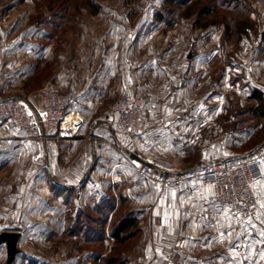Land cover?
<instances>
[{"label": "rangeland", "instance_id": "374dc122", "mask_svg": "<svg viewBox=\"0 0 264 264\" xmlns=\"http://www.w3.org/2000/svg\"><path fill=\"white\" fill-rule=\"evenodd\" d=\"M126 58L132 60V73L139 64L145 70L140 88L118 91L115 98L101 100L99 109L79 101L73 110H80L86 123H95L112 114L120 96L132 93L145 96L149 110L173 112H153L141 135L137 129L128 146L117 149L140 180L146 179L130 160L135 153L154 168L178 172L245 154L264 142V117L253 112L257 100L233 95L264 88V0H0V91L5 97L35 100L48 82L80 90L83 97L103 62ZM222 76L227 78L220 82ZM236 76L242 78L233 82ZM55 146L51 157L68 167L74 153ZM27 150L19 149L14 161L0 162V234L21 232L13 261H8L7 245L0 244V264L90 263L98 252L109 257L111 230L128 214L136 216L139 190L126 191L135 199L118 190L120 205L104 227L108 236L102 243L91 242L86 232L97 226L98 217L91 185L69 192L78 181L68 179L70 170L64 178L58 171L51 175L49 161L33 160ZM256 185L261 198L256 227L236 239L235 260L227 264H264V237L259 235L264 232V182ZM151 196L147 204L155 201ZM137 226L131 239L114 243L113 254H136L134 249L142 246Z\"/></svg>", "mask_w": 264, "mask_h": 264}, {"label": "crops", "instance_id": "0c3cea01", "mask_svg": "<svg viewBox=\"0 0 264 264\" xmlns=\"http://www.w3.org/2000/svg\"><path fill=\"white\" fill-rule=\"evenodd\" d=\"M211 50L212 48L209 49V51ZM189 57L191 58V56ZM131 62L130 58H126L122 62L116 60V62L111 64L103 62L100 72L97 73L95 79L91 80L88 91L87 89L83 91L80 103L85 106L94 104L96 109H99L100 105L98 104L101 103V100L105 101L109 98H115L118 91L125 92L131 85L140 88L141 84H144L141 82V73L144 71L145 74V70H141L140 67L142 65L139 64L137 66V69H139L132 73L129 69L132 65ZM106 66H108L107 69L105 68ZM223 77L224 79L227 78V76L220 77V82H222ZM238 78L237 76L234 77L233 82ZM188 80L192 79L186 76V81ZM258 89H261L264 95V88L259 87ZM215 92L221 95V91ZM162 93L160 92L157 96L159 99H162ZM174 94L172 92V98ZM242 94L247 98H251L253 92L248 90L246 92L238 91L233 93L234 98H241ZM166 109L160 107L152 111L148 108L146 116L149 120L153 112L157 116L168 113L173 114V112L167 113ZM169 110H173V108H169ZM78 112L81 111L79 110ZM80 116L83 117L81 113ZM102 116L97 117L95 123L84 122L76 132V135L72 137L60 140L48 139L40 145L26 139L21 132L8 125L3 129L6 137L0 141V162L5 160V163L10 160L14 161V157L19 154L18 150L21 148L28 149L29 154L41 151L44 153L41 159L49 161L48 171L51 175L58 171L60 176L62 175L61 177L64 178L67 177L70 170L71 174L68 179L73 177L78 180L71 187L74 190H68L69 192H84L91 185L88 190L92 191L95 202L98 204L108 199H114L115 211L120 205L118 190L125 192L128 190V192L139 190L137 194L138 206H135L133 211H136L141 234L139 241L142 246L134 249L136 254L133 256L131 255L132 252H125V250L120 255L124 260H130L132 264H135V262L137 264H146L147 262L165 264V258L161 252V240L163 238L171 239L181 244V247L177 248L171 264H227L231 260V262H234L235 258L232 252L235 248H233L232 244H235L236 239L241 238L244 231L249 232L251 228L256 227V219L242 222L235 218L230 207L219 204L214 200L213 188L208 184L199 183L195 186L192 194H187L183 191L162 188L153 181L140 180L136 172L131 170L124 163V160L122 161L118 156L117 147L112 144L114 141L111 132L114 121L113 114L105 115L106 118ZM142 127V125L138 126L139 133L137 135H141ZM56 144L64 147V153H74V160L68 167L61 165L63 164L62 161H57L56 157L52 158V154L48 153L50 148H56ZM55 153H57V148ZM132 157L152 166L147 157H143L138 153L132 154ZM221 159L224 158H217V160ZM158 168L160 170L163 169L162 171H170V169L168 170V168H164L161 165L156 169ZM257 173L256 184H260L264 182V166ZM79 182L81 184L78 187L77 184ZM79 188L80 190H77ZM110 190H114V194ZM128 192L124 193V195H129L132 199H135ZM150 196L155 201L151 202L149 200L150 202L147 204ZM261 204V207H264V203L262 202ZM67 209L66 206L64 211ZM113 212L111 211L106 220L108 223L112 220ZM106 236L108 235L106 234ZM108 238L111 239L109 242L116 243L112 233ZM113 244L110 247L112 251L115 248V244ZM148 248H150V251L155 248L153 255L148 253ZM104 255H101V257H104ZM130 262L126 263L129 264ZM86 263L88 262H78V264Z\"/></svg>", "mask_w": 264, "mask_h": 264}, {"label": "built area", "instance_id": "2783aa9c", "mask_svg": "<svg viewBox=\"0 0 264 264\" xmlns=\"http://www.w3.org/2000/svg\"><path fill=\"white\" fill-rule=\"evenodd\" d=\"M81 98L80 90H63L54 82H48L39 90L35 100L5 97L0 91V141L5 139L3 129L8 125L38 145L48 139L74 136L85 118L79 115L74 123L75 128H65L63 124L67 114ZM148 107L145 96L132 93H124L113 104L112 144L117 149L128 146L138 126L148 123ZM48 153L55 154V149L50 148ZM42 156L41 151L36 152L33 160H39ZM130 160L146 180L187 194H192L199 183L208 184L213 188L214 200L230 207L240 221L249 222L256 218L261 202L256 187L257 172L264 166V142L245 154L211 160L178 172H164L141 161L138 164L135 158ZM178 246L174 240H161L165 264L172 263Z\"/></svg>", "mask_w": 264, "mask_h": 264}, {"label": "trees", "instance_id": "16d2710c", "mask_svg": "<svg viewBox=\"0 0 264 264\" xmlns=\"http://www.w3.org/2000/svg\"><path fill=\"white\" fill-rule=\"evenodd\" d=\"M159 18H162V15L159 14L158 15ZM250 29V28H249ZM240 32L242 33H247L248 29L245 27L240 26L239 27ZM253 99L257 100V104L255 106V108H253V112L259 114V116L264 117V95H263V91L259 90L258 88H256L253 91V95L252 97ZM115 200L114 199H108L103 201L102 203H98L96 206V210L98 212V217L96 219H94L95 224L97 225L96 227L93 226H89V231L86 232V239L90 240L91 242L93 241H97V242H101L104 239V237L106 236V232L104 227L106 226V220L109 216V214L111 213V211L114 213L117 211H115ZM113 217V216H112ZM136 216L133 213L128 214V216L126 218H124L123 220H121L115 228H112L111 233L114 235L115 239H116V245L121 244L123 242H125L128 239H131L132 236L134 235V229L137 226V220L135 218ZM113 220H111L110 223H112ZM138 227V226H137ZM133 230V232H132ZM137 232H139L140 234V229L139 227L135 230ZM116 252V249L114 248V250L112 251L113 253ZM121 251V248H120ZM110 254L109 257L104 256L101 257L102 254L95 253L94 256L92 257V262L90 264H101L102 262H104V264H116L115 261L121 258L119 255L117 254ZM99 261V262H98ZM126 260H122V262H119L117 264H124Z\"/></svg>", "mask_w": 264, "mask_h": 264}, {"label": "water", "instance_id": "95a60500", "mask_svg": "<svg viewBox=\"0 0 264 264\" xmlns=\"http://www.w3.org/2000/svg\"><path fill=\"white\" fill-rule=\"evenodd\" d=\"M21 237L20 231H4L0 234V244L7 245L8 261L14 260L19 251L18 241Z\"/></svg>", "mask_w": 264, "mask_h": 264}, {"label": "bare ground", "instance_id": "6f19581e", "mask_svg": "<svg viewBox=\"0 0 264 264\" xmlns=\"http://www.w3.org/2000/svg\"><path fill=\"white\" fill-rule=\"evenodd\" d=\"M33 97H34V96H33ZM78 116H79V114H78L77 111L71 110V111L67 114V116H66V118H65V121H64V124H63L64 127H65V128H70V127L75 128L74 123H75L76 119L78 118ZM136 162L139 164V163H140V160H137V159H136Z\"/></svg>", "mask_w": 264, "mask_h": 264}, {"label": "snow or ice", "instance_id": "6c2138e0", "mask_svg": "<svg viewBox=\"0 0 264 264\" xmlns=\"http://www.w3.org/2000/svg\"><path fill=\"white\" fill-rule=\"evenodd\" d=\"M173 195H175V193H173ZM222 235H223V233H222ZM259 235H260L261 237H264V232L259 233ZM235 247H236V245L234 244V245H233V248H235ZM262 255H264V253H262Z\"/></svg>", "mask_w": 264, "mask_h": 264}]
</instances>
